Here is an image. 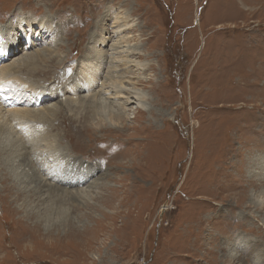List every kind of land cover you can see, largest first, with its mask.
<instances>
[{
	"label": "rangeland",
	"instance_id": "1",
	"mask_svg": "<svg viewBox=\"0 0 264 264\" xmlns=\"http://www.w3.org/2000/svg\"><path fill=\"white\" fill-rule=\"evenodd\" d=\"M119 38L143 98L91 116L68 79ZM4 47L31 89L0 120V264H264V0H0ZM41 150L89 192L36 179Z\"/></svg>",
	"mask_w": 264,
	"mask_h": 264
},
{
	"label": "bare ground",
	"instance_id": "2",
	"mask_svg": "<svg viewBox=\"0 0 264 264\" xmlns=\"http://www.w3.org/2000/svg\"><path fill=\"white\" fill-rule=\"evenodd\" d=\"M241 2H243V1H241ZM120 18L121 17L119 15H116L114 17L113 24L111 26H109L110 29L108 32L112 33V36H109L110 34L108 35L110 38H112L115 34L117 36V34L123 30L121 28L123 26H126L127 23H123V21H120V22L118 21ZM18 21L23 22L22 19H18ZM28 21H30V20H28ZM39 25L40 26L41 25L46 26V24H43V23H40ZM15 35H17V31H15ZM105 37L106 36L102 34V35H100V38L96 39V41L99 42L100 44L103 43L102 45H105L107 43V41H106L107 39ZM36 39H38V38H36ZM120 40H121V38L117 39L115 45L113 44L114 45L113 49L112 50L110 49L111 52H109V53H107L106 51H104L100 48L99 49H93V52L92 53L89 52L86 55V59L82 60L80 62V65H81L80 71L76 74L75 80L73 82H71L72 78H70V80L68 79V82L70 81V83H71V84L69 83L68 90L70 93H72L77 98V101H75V102H77L79 107H82L85 104V105H87V107L92 108L93 110H90V111L91 112L93 111L94 114L91 116L95 117V116L99 115L100 117H102L101 113H104V109L106 108V105H108V107H110L111 105L113 106V104H114L115 106H119L121 108V107H124L127 104L133 102L134 100L136 102H140L141 98H143V95H141V93H139L136 89H132V88L130 89V88H126L125 86H123L124 82L130 83V79H131L130 73L133 71V68L138 70L140 67H139L137 62L135 63L134 61H132L131 59L128 58L129 57L128 55L131 53L132 50L129 49L128 45H121L123 42H120ZM122 41H124V40H122ZM31 42H32L31 46L34 44H38V42L35 41V39H32L30 41V43ZM6 47H4L0 51V58H2L4 56L2 54H3V51H5ZM119 54L122 55L121 58L118 57ZM28 56L30 57V52L27 53V49H26L24 56L20 57L21 61L24 62L23 64H25V62H27V61H30L29 58H26ZM56 57H57V54H56L55 58ZM17 60H19V59L14 58L12 60L11 64H8V65L5 64L6 67L0 69L2 74L5 72L6 69L9 71V69H8L9 67L15 66L14 62H16L17 65L18 64L20 65V60L19 61H17ZM105 64H107V69L112 68V71L109 72L108 75H106L105 80L100 81L99 80L100 73L102 71V67L105 66ZM130 67H132V68H130ZM126 68H128L129 71ZM40 71H43L42 74L45 75L43 79H45V80L49 79V76L52 72L51 66L47 67L44 70L40 69L39 72ZM65 73H66V71L65 72L62 71L61 75H58L56 79H58V77H60L61 81L66 80L65 79V76H66ZM5 74H7V73L5 72ZM2 78L4 80V77H2ZM3 80H2V82L5 81V80L4 81ZM35 87L37 88V86H35ZM26 88H27V90H25ZM30 89H31V87L29 85H27L26 83H21V84L17 83L15 85H12V84L8 85L7 83H6V85H4L2 83L0 84V96L1 97L3 96V98H4V99L2 98L0 100V120L1 121H7L8 120V114H6V112L7 113L10 112L9 110L12 109L15 104H19V102L24 103V100L21 101L22 96L27 95L26 93L28 91H30ZM35 90L37 91V89H35ZM76 94H78V95H76ZM80 94H82V96H79ZM88 96H90L91 98H89ZM26 102L28 103V101H26ZM5 107L7 109H5ZM2 109L5 111H2ZM109 110H110V108H109ZM119 110L120 109L117 108L116 113L110 110L109 113L110 114L112 113V115H110V116L112 118H115V119L120 118L121 113H119L120 112ZM35 112L36 111H34V113ZM16 113L18 114V112H16ZM91 116H90V118H92ZM78 119L79 118L75 117L73 119H68V120L75 127L82 128V126H83L82 120L80 121ZM101 119H99V120H101ZM96 124H98V123H96ZM16 125H19V129H21V133L24 134V131H22V130L27 129V126L22 125L20 123H15L14 127L16 128V130H17ZM116 126L119 127L118 125H116ZM108 127H110V126H108ZM117 127H114V129H117ZM95 128H96V126H95ZM25 131L28 132L27 130H25ZM18 135H20V134H18ZM65 137H66L65 139H67L66 134H65ZM41 151H43L42 153H44V150H41ZM72 152H74V151H72ZM44 155L48 159H50V156L52 154L44 153ZM52 159L53 160L57 159V161H56L57 163H54L50 159V161L53 162L54 164L50 163L45 168H44V166L39 165L40 167L39 168L37 167L35 169V171H37L36 172L37 177L32 173L33 177H36V179H39L40 178L39 175L42 176V180H44V183L46 182L48 185H51V187H53L54 189H57V190L60 189L63 194L64 193L66 194V196L73 195L74 197H77V198L84 197L86 195V193L89 191L84 189L83 183L86 182L88 179H86L84 177V175H80L78 170L73 171V170H75L73 168H72V170H68L66 168H63L62 163L60 162L62 159L61 157L60 158L59 157H52ZM76 166H80V165L77 164ZM37 173H38V175H37ZM38 183H41V180L38 181ZM36 185H38V184H36ZM60 186H63V187H60ZM260 261L261 260H259V262L257 261V264H260Z\"/></svg>",
	"mask_w": 264,
	"mask_h": 264
}]
</instances>
